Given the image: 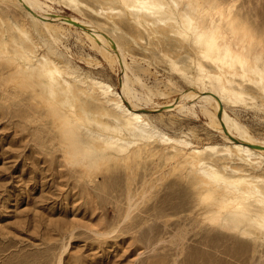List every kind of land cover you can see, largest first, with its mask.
Listing matches in <instances>:
<instances>
[{
  "label": "rangeland",
  "instance_id": "374dc122",
  "mask_svg": "<svg viewBox=\"0 0 264 264\" xmlns=\"http://www.w3.org/2000/svg\"><path fill=\"white\" fill-rule=\"evenodd\" d=\"M42 1L63 16L99 26L117 42L129 75L144 84L131 86L151 97L138 102L140 112L190 145L115 130L121 122L110 109L65 71L121 93L117 62L105 60L79 29L63 25L53 39L17 0H0V264H264V229L223 221L232 211L247 219L249 211L262 209L261 198L219 194L196 173L206 162L228 180H251L264 190V160L241 166L227 151L232 146L224 131L199 112L152 111L179 90L198 88L200 64L235 92L222 100L224 111L263 143L264 79L247 67L264 57V0H196L202 20L220 28L210 59L199 53L204 42L172 19L177 15L169 0H158L165 7L160 22L138 11L137 0ZM226 40L232 58L247 61L245 72L238 63H221ZM26 51L35 55L30 64L43 54L51 57L70 85L50 94L40 83L43 76L27 68ZM84 129L132 143L120 152L123 143L87 141ZM206 145L214 149H190ZM85 148L94 151L88 161L80 153ZM204 194L208 201H201ZM220 195L223 201L216 203ZM236 202L242 208L233 207Z\"/></svg>",
  "mask_w": 264,
  "mask_h": 264
},
{
  "label": "bare ground",
  "instance_id": "6f19581e",
  "mask_svg": "<svg viewBox=\"0 0 264 264\" xmlns=\"http://www.w3.org/2000/svg\"><path fill=\"white\" fill-rule=\"evenodd\" d=\"M22 7H24L27 13L43 28L46 34L53 39L57 38L59 32L63 33V25L74 27L79 29L85 34V36L90 39L93 43L95 50L105 59L114 60L119 65L122 76L120 81L121 93L116 92L111 84L98 80L96 78L88 77L86 79L79 78L75 76L71 71L66 70L65 74L73 82H79L80 85L85 88L87 92L95 93L97 95V101L101 102L107 109L109 108L113 119L121 122V126L115 130H122L127 132L130 136L136 138H151L153 136L158 137L164 142H176L185 147H189L190 143L184 139H174L156 128L153 124L145 118L142 112L144 108L138 106V102L145 101L147 103L150 101L149 95L144 92H137L131 86L132 83L138 82L142 87L144 84L142 80L136 75H129V66L125 61V53L122 48L115 42L106 32H104L99 26L93 25L87 20L78 19L75 17L63 16L59 12L54 11V9L42 0H17ZM182 0H169V3L173 7L175 12L171 13L175 16L172 18L179 26L187 30H192L196 34L198 41H203V45L199 49L201 57L205 59L214 58L212 56V50L216 46L213 42V37L215 33L219 32V25L212 26L207 21L202 20L204 10L198 5L197 1L186 0L180 5ZM137 10L143 11L147 14L157 17V20L162 21L160 14L164 11V5L158 0H137ZM200 3V1H199ZM205 9V8H204ZM173 15V16H174ZM201 23L202 27H199ZM220 33V32H219ZM227 40L224 42L223 55L219 58L221 63L230 60V65L234 63L240 64L242 66V72H245L244 65L246 60L242 59L241 56H235L232 58L228 49ZM31 53H33L31 51ZM30 51L25 54L27 61V68L33 72L36 69L37 75L43 76L40 83H44L48 88L50 94L56 92V90H65V87L70 85L68 78H65L55 62L48 57V55H41L35 58L34 62L30 64L31 60L35 57ZM255 61L249 62L247 71L250 72L258 81L264 79V57L256 56ZM247 65V64H246ZM199 75L197 80L199 81L198 88H190L188 90H179L178 97H176L172 102L165 103L161 105H156L152 111H158L160 113L173 112L176 111L179 114H191L196 115L197 112L201 113L204 117L209 120V124L212 127L219 128L218 130L224 131L226 139H230L231 148L227 147V151L231 158L236 160L241 166H248L250 168L256 167L264 160V142H258L235 118L228 115L223 107L221 106L222 100L229 97V94L236 95L233 89L226 87L223 82L219 79H213V76L206 74L205 70L200 64ZM238 74V73H237ZM235 75V74H234ZM168 81V80H167ZM209 83L212 86L210 89H202L201 85L203 83ZM170 85V84H169ZM150 90V89H148ZM146 90V92L148 91ZM150 92V91H148ZM87 94V93H86ZM152 95V94H151ZM162 95H165L162 93ZM161 95V96H162ZM160 96V97H161ZM130 104V107L125 105V99ZM231 98V97H229ZM105 129H109V126H104ZM84 136L87 141L102 140L105 146L116 143V145H122L119 147V151L123 152L127 149V146L132 143V141L122 142L118 138H112L103 133H97L84 129ZM193 153H201L205 149H214L212 145H206L204 147H191ZM94 151L89 148L81 150L82 159L85 160L92 157ZM88 161V160H86ZM193 165H191L192 167ZM198 175L203 179L204 184L213 190L217 191L219 194H230L233 196H241L242 198L252 197L254 195L259 196L261 199L259 203L262 205V209L250 212L248 218L245 219V215L240 212H228L224 215L223 221L225 226L232 225L237 227L239 223L244 222L247 224L249 229L262 230L264 229V190L260 189L251 180L243 179L244 188H235L236 183H240L236 180H228L225 176L221 175L218 170L206 162H199L197 166ZM205 193V192H204ZM222 196L216 200L220 202ZM209 196L204 194L201 196V201H208ZM257 200V201H258ZM223 201V200H222ZM208 204V203H207ZM225 204V203H224ZM241 205L236 202L233 207L240 209ZM226 206V205H225ZM224 206V207H225ZM239 206V207H238ZM244 210V209H241ZM239 210V211H241ZM247 217V216H246ZM245 232V231H244ZM251 232V231H249ZM241 234V233H240ZM243 234V233H242Z\"/></svg>",
  "mask_w": 264,
  "mask_h": 264
}]
</instances>
